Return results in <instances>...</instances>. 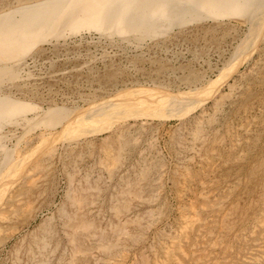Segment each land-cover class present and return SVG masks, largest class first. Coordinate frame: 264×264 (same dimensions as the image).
Here are the masks:
<instances>
[{
    "label": "rangeland",
    "instance_id": "1",
    "mask_svg": "<svg viewBox=\"0 0 264 264\" xmlns=\"http://www.w3.org/2000/svg\"><path fill=\"white\" fill-rule=\"evenodd\" d=\"M196 2L133 5L134 48L124 0H0V264H264V0Z\"/></svg>",
    "mask_w": 264,
    "mask_h": 264
},
{
    "label": "bare ground",
    "instance_id": "2",
    "mask_svg": "<svg viewBox=\"0 0 264 264\" xmlns=\"http://www.w3.org/2000/svg\"><path fill=\"white\" fill-rule=\"evenodd\" d=\"M197 1L198 2H196V3L189 4V6H187L183 10L184 13H187L188 10L193 9V7H195L194 5H198L199 2H201V0H197ZM234 1H235L236 5H238L239 7H243L244 5L247 4V0H234ZM145 2H146V0H139V2H135L134 0H124V3L127 5V7L129 9L124 10L121 14L120 13H109L110 14L109 15V14H106V13H102L100 15H97L96 19L97 20H102L101 23H104L109 29V30L99 29L98 31H99L100 36L102 38H106V39H113L114 37H118L119 39H122L123 42L124 41H128V42H130L129 44H131V43L137 44V45L134 44L135 45L134 48H140L143 45V43H146V41H147V35H146L145 32L132 31V30H128L127 28L123 27V28H121V31L119 33H117L116 35H113V33L110 30H111V28L113 29V27L119 28L120 25H122V23H128L129 21H132V20H136L138 22L139 21L144 22L143 21L144 17L143 18L142 17H134L133 8H135V6L138 5V4L139 5H142V4L146 5ZM222 2H225V1H222ZM222 2L221 3L210 2L207 5L208 7L205 8V9H208V12H211L213 9H215V10L219 11V13H220V12H222L221 11L222 10V5H223ZM133 5H135V6H133ZM196 8L199 9V7H196ZM56 15H54V16H40L38 18V20H40V21L41 20L42 21L47 20V21H49L48 23L52 24V22L55 23L56 21H60V17L56 16ZM121 15H122V17H120ZM255 15L256 14L253 11H251V17L255 18ZM6 18L9 19L10 17L6 16ZM74 19L79 21V19L83 20L85 18L84 17L75 16ZM74 19L72 20L73 22H74ZM151 24H153V23H151ZM77 26H79V25H77ZM76 28H77L78 32L75 31ZM46 29H47V27L45 26L44 23H42V26H40L38 28L37 32L34 35L35 36L34 41L36 43H40V42L44 43L46 41V38H45V33L47 32ZM80 29L81 28L76 27V25H74L73 23H69V22L67 23L66 22L63 25V27H62L63 32L59 36H57L54 40H57L55 42H58V39L60 37H62L61 39H65V37H67V36L69 37L70 34H71V36L80 34ZM70 32H72V33H70ZM22 33L24 34V32H22ZM17 35H13L12 34V35H10L11 37H9V39L4 40L3 43H0V84L4 80V78H5L7 73H10L13 68L18 67V63L20 61V58L23 55L22 54L23 53L22 49H18V51H16L17 50V46L21 42V38H22V36H20V35L17 36ZM50 41H52V39H48L47 42H50ZM10 96H11L10 98H12V101H14L15 100V96L14 95H10ZM19 102L23 103V106H22L21 109L17 110L18 112H20L21 110H23L24 112H27L31 108H33V106H34L33 103H30V102H28L26 100L25 101H21V99H20ZM8 106L13 107V106H11V104L8 105V104H4L2 102L0 103V119L2 118L1 115H6L9 112ZM2 139H3V137L0 134V149L5 150V146L2 143ZM5 152H7V151H5ZM9 152H11V151L9 150L7 153H9ZM3 156H4V154H2V157ZM5 157L6 158L3 160V162L0 163V166L3 165V166H1V169H0V193H2V191L7 190V188L10 187V181L12 180L14 175L17 173L16 170L14 171V169H16V167L7 168V167H9V164H10L11 160H10V158L8 156H5ZM12 160H13V158H12ZM7 183H9L8 187H7Z\"/></svg>",
    "mask_w": 264,
    "mask_h": 264
}]
</instances>
